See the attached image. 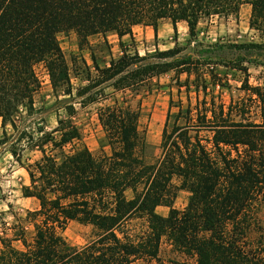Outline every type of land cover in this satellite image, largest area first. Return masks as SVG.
<instances>
[{
    "label": "trees",
    "instance_id": "1",
    "mask_svg": "<svg viewBox=\"0 0 264 264\" xmlns=\"http://www.w3.org/2000/svg\"><path fill=\"white\" fill-rule=\"evenodd\" d=\"M242 5L250 7L249 29L264 30V0H0L3 136L9 124L20 154H37L22 162L10 153L28 178L21 195L37 207L2 224L0 264H264L257 218L264 206V86L250 85L247 70L237 66L240 96L223 103L209 90L223 87L213 71L216 46L197 42L201 21L237 20ZM163 21L175 37L176 24L185 23L191 42L206 50L182 55L174 40L171 50L139 56L120 44L121 56L100 68L94 61L92 67L68 63L57 42L59 34L73 33L82 49L92 36L131 37L136 26L156 34ZM39 66L66 117L58 116L51 131L28 134L16 123L34 111ZM70 67L82 76L76 88ZM171 73L169 84H153ZM193 76L202 86L192 91ZM154 86L169 91V104L159 156L150 162L139 129L141 100L134 101ZM75 105L98 106L103 138L96 152L80 146ZM178 191L189 194L182 211L172 207ZM158 207L168 209L166 217L157 215ZM70 223L89 226L93 239L69 246L62 232Z\"/></svg>",
    "mask_w": 264,
    "mask_h": 264
},
{
    "label": "rangeland",
    "instance_id": "2",
    "mask_svg": "<svg viewBox=\"0 0 264 264\" xmlns=\"http://www.w3.org/2000/svg\"><path fill=\"white\" fill-rule=\"evenodd\" d=\"M249 17L250 8L240 7L238 13L239 19L237 20L232 18L225 20L214 17L201 21L197 26V42L202 41L204 45L216 46L213 55L215 59L213 71L219 80V84L223 87H211L209 90L225 104L231 98L236 99L240 96L237 89L241 84L243 74L238 71L239 67L247 70L250 85L264 86V30L260 32L250 30L248 26ZM238 22L239 24H237ZM136 36V39L132 43L127 41L124 46L128 51L136 50L139 56L152 53L154 49L164 52L174 48L172 36L161 43L160 40L153 39L150 30L146 31L141 28L136 32ZM161 36H163L162 33ZM178 37L179 42L177 44L183 51L182 55L194 50H206L191 42L187 29L184 26L179 27ZM98 38L90 40L89 44L91 47L87 45L82 49L78 47L77 39L73 33L59 34L57 42L68 63L72 61L79 63V60H83L87 66L92 67L94 61L97 66L103 68V63L108 62L109 55H113L115 60L121 56V48L115 38H111L110 36L102 37V40L101 37ZM240 45H258L261 47L256 50L234 48V46ZM239 60H251L253 64H238ZM75 67H70L74 88L78 85L75 78L78 75L79 77L77 78L81 79L82 77H80V70ZM35 73L40 80V90L34 98V111L30 116L25 115L19 124L16 123L17 128L24 130L28 134H34L39 127H43L46 131H51L56 126L58 116L61 118L66 117L60 110L61 106H57V99L53 95L45 70L39 66L35 68ZM173 77V73L161 76L159 80H154L153 84H159L160 86L167 85ZM185 78V75H182L180 82H184ZM189 83L192 91L194 90V86H202L201 82L194 81V76L191 77ZM184 89H182L181 99L185 105ZM176 90L177 87L173 86L171 95L174 102L178 100ZM168 92L166 89H159L154 86L151 91L146 90L144 93H140L134 101L141 100L139 129L145 134L147 145L146 156L150 162L159 156L158 147L169 104ZM64 99L67 98H58V100ZM97 107L93 105L81 109L80 106L75 105L76 112L73 116V122L81 133L80 146L87 148L90 152L98 150L99 142L103 138V132L96 119ZM17 139V132L7 124L5 136H3V132L2 135L0 134V232L3 228L2 224L11 226L15 219H23L28 211H32L37 207L36 202L33 203L22 198L21 187L28 185V178L24 169L20 168L10 153L13 152L16 155H21L22 162L27 158L31 159L30 161L35 160L37 154L29 152L20 154L21 144L16 142ZM126 198L128 201L131 200L132 196L129 192L126 193ZM188 198L189 194L187 192L178 191L172 207L177 211L184 210ZM156 213L161 217H166L168 209L158 207ZM257 218L262 227H264V206L258 210ZM93 236V231L89 226H82L77 223H70L62 232L64 241L74 248L83 247L93 239Z\"/></svg>",
    "mask_w": 264,
    "mask_h": 264
},
{
    "label": "crops",
    "instance_id": "3",
    "mask_svg": "<svg viewBox=\"0 0 264 264\" xmlns=\"http://www.w3.org/2000/svg\"><path fill=\"white\" fill-rule=\"evenodd\" d=\"M241 7H249V6H247V5H242ZM250 8V7H249ZM239 19V18H238ZM237 24H239V22L237 23ZM180 26H184L185 27V29H187V27H186V25H185V23H183V22H180V23H177L176 24V37L174 36V32H173V27H172V25H171V23L169 22V21H163L162 23H160V25H158V27H157V29H156V34L154 33V31L151 29V28H149V27H140V26H136V27H134L133 29H132V36L131 37H129V36H124V37H122V38H118L116 35H114V34H108V35H106V36H110L111 38H115L116 39V42H117V44L120 46V44H122L123 46H124V44H126L127 43V41L128 42H130V43H132L135 39H136V32L138 31V30H140V28L141 29H144V30H150L151 32H152V35H153V39H156L157 41H161V43H163L162 41L163 40H167L168 38L170 39V36H172V41H173V44H174V46H175V42H174V40H176V42H179L178 41V31H179V27ZM147 33V32H146ZM161 33L163 34V36H161ZM105 36V37H106ZM98 37H101V36H92V37H90V38H88V45H90L89 43H90V40L92 39V38H97V39H99ZM103 38L101 37V40H102ZM178 45V44H177ZM90 47H91V45H90ZM125 47V46H124ZM155 50V49H154ZM108 62H106V63H103V68L104 67H106V66H108V64H109V62H110V60H115L114 59V56L113 55H109L108 56ZM98 63V62H97ZM2 127H1V120H0V134L2 135ZM26 173V172H25ZM22 196V195H21ZM23 198V197H22ZM24 200H29V201H32L33 203L35 202L33 199H25V198H23Z\"/></svg>",
    "mask_w": 264,
    "mask_h": 264
}]
</instances>
